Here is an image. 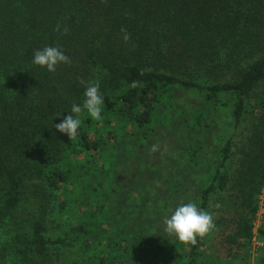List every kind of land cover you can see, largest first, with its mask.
I'll return each instance as SVG.
<instances>
[{
  "label": "trees",
  "instance_id": "1",
  "mask_svg": "<svg viewBox=\"0 0 264 264\" xmlns=\"http://www.w3.org/2000/svg\"><path fill=\"white\" fill-rule=\"evenodd\" d=\"M48 45L70 63L33 65ZM89 81L102 118L69 140L54 124ZM189 199L234 211L229 246L264 240V0H0V264H206L209 233L163 231Z\"/></svg>",
  "mask_w": 264,
  "mask_h": 264
},
{
  "label": "clouds",
  "instance_id": "2",
  "mask_svg": "<svg viewBox=\"0 0 264 264\" xmlns=\"http://www.w3.org/2000/svg\"><path fill=\"white\" fill-rule=\"evenodd\" d=\"M31 63L48 72H55L58 65L70 63V57L58 46L48 45L32 52ZM104 102L99 81H89L84 88L82 103H73L70 113L55 123L54 128L65 134L69 140H75L79 135L82 116L86 114L93 120H101ZM161 223L167 236L191 244H195L198 237H203L215 227L211 212L200 207L195 199L180 202L168 209L162 216Z\"/></svg>",
  "mask_w": 264,
  "mask_h": 264
},
{
  "label": "rangeland",
  "instance_id": "3",
  "mask_svg": "<svg viewBox=\"0 0 264 264\" xmlns=\"http://www.w3.org/2000/svg\"><path fill=\"white\" fill-rule=\"evenodd\" d=\"M193 101H195V99ZM229 112V109H225L223 107H218L217 110H214L213 121L215 120L216 129L215 127H213L214 132L212 136L207 139L204 145V161H209V163H215L218 161L217 155L215 153L216 149H218L221 144V136L227 134V130L229 128V124H227V113ZM159 142L163 144V148L165 147V151H168L167 154H173V152H171V145H166L167 143L163 141ZM86 200H90V198L87 196ZM75 213H78V211H76ZM211 214L213 216L214 224L216 220H218V223L220 222V224H217L219 225V227L216 229V231H213V229L215 228L214 227L210 232H208L209 239L205 242V256L202 258V261H206V264H258L260 258L264 256V240L262 241L259 238L254 237L250 247L241 245L229 246L225 242V236L226 234L231 232L234 226L232 219L234 216V211L226 210L220 216H218V214L215 212ZM263 214L264 209L261 206L257 215V219L255 221V234L257 232V227L262 221ZM56 220L60 223H65L68 221L63 219ZM217 225L215 224V226ZM95 249L96 248H93L92 253L95 251ZM76 250H78L76 254L72 253L71 255H69L67 252L62 253L60 255V259L63 260L62 264H71V261H73L74 259H76L77 264H88L85 263L86 258L80 257L83 256V253L78 248H76ZM65 258L66 261L64 260Z\"/></svg>",
  "mask_w": 264,
  "mask_h": 264
}]
</instances>
